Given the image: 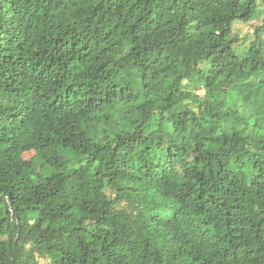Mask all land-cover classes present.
Returning a JSON list of instances; mask_svg holds the SVG:
<instances>
[{"label": "trees", "instance_id": "1", "mask_svg": "<svg viewBox=\"0 0 264 264\" xmlns=\"http://www.w3.org/2000/svg\"><path fill=\"white\" fill-rule=\"evenodd\" d=\"M260 2L0 0V264H264Z\"/></svg>", "mask_w": 264, "mask_h": 264}, {"label": "rangeland", "instance_id": "2", "mask_svg": "<svg viewBox=\"0 0 264 264\" xmlns=\"http://www.w3.org/2000/svg\"><path fill=\"white\" fill-rule=\"evenodd\" d=\"M262 2H260V8L257 9L256 14L253 16V19L248 23L236 22L232 38H237L238 41L234 43V47L239 56H243L246 51L249 49L251 44L257 39L260 41L264 40V33H261L259 36L255 34L256 29L262 26L263 24V7ZM106 84L101 87V91L104 90ZM200 95H204V91L199 92ZM156 99L161 98L160 95H154ZM32 155H25V158H31ZM43 264H47L48 261L41 260Z\"/></svg>", "mask_w": 264, "mask_h": 264}]
</instances>
